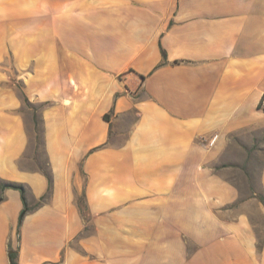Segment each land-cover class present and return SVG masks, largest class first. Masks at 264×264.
I'll return each mask as SVG.
<instances>
[{"label":"crops","instance_id":"0c3cea01","mask_svg":"<svg viewBox=\"0 0 264 264\" xmlns=\"http://www.w3.org/2000/svg\"><path fill=\"white\" fill-rule=\"evenodd\" d=\"M263 93L264 0H0V264H264Z\"/></svg>","mask_w":264,"mask_h":264},{"label":"trees","instance_id":"16d2710c","mask_svg":"<svg viewBox=\"0 0 264 264\" xmlns=\"http://www.w3.org/2000/svg\"><path fill=\"white\" fill-rule=\"evenodd\" d=\"M0 187L1 188H15V189H19L22 191L21 185L9 183V182H1ZM10 260H11V264H16L14 253L10 254Z\"/></svg>","mask_w":264,"mask_h":264},{"label":"built area","instance_id":"2783aa9c","mask_svg":"<svg viewBox=\"0 0 264 264\" xmlns=\"http://www.w3.org/2000/svg\"><path fill=\"white\" fill-rule=\"evenodd\" d=\"M258 108L261 110V111H264V93L262 94L261 98H260V101L258 103Z\"/></svg>","mask_w":264,"mask_h":264},{"label":"rangeland","instance_id":"374dc122","mask_svg":"<svg viewBox=\"0 0 264 264\" xmlns=\"http://www.w3.org/2000/svg\"><path fill=\"white\" fill-rule=\"evenodd\" d=\"M28 109H30V108H32V109H36L35 107H27ZM40 142H39V139H37V145H40L39 144ZM41 156V155H40Z\"/></svg>","mask_w":264,"mask_h":264}]
</instances>
